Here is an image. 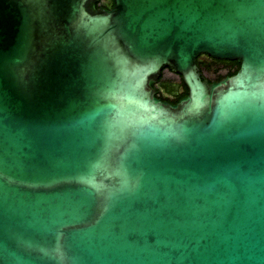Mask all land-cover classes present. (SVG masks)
<instances>
[{"label": "water", "instance_id": "95a60500", "mask_svg": "<svg viewBox=\"0 0 264 264\" xmlns=\"http://www.w3.org/2000/svg\"><path fill=\"white\" fill-rule=\"evenodd\" d=\"M99 1L0 0V264H264V0Z\"/></svg>", "mask_w": 264, "mask_h": 264}, {"label": "rangeland", "instance_id": "374dc122", "mask_svg": "<svg viewBox=\"0 0 264 264\" xmlns=\"http://www.w3.org/2000/svg\"><path fill=\"white\" fill-rule=\"evenodd\" d=\"M109 3H110L109 1L103 2V4H109ZM201 61L209 64L208 68L202 67V74L206 79L214 80L219 75H222L224 73V71L221 68H219L217 64H215L212 61H209L207 58H202ZM179 81L180 78L178 75L171 73L168 70H165L163 72V82L164 84H166V88L169 89L170 91L168 92L167 90L166 92V90L163 87H161L162 85L160 84L157 85V88L163 96L173 99L174 91L179 89Z\"/></svg>", "mask_w": 264, "mask_h": 264}, {"label": "trees", "instance_id": "16d2710c", "mask_svg": "<svg viewBox=\"0 0 264 264\" xmlns=\"http://www.w3.org/2000/svg\"><path fill=\"white\" fill-rule=\"evenodd\" d=\"M110 1V8H112V5H113V3H112V1L111 0H109ZM97 8H99V6L97 5ZM234 63V65H235V67H228L227 69H226V73L224 74V75H219L218 77H217V79L215 80V82H219V81H221L222 79H224V78H226V77H230V76H233L236 72H237V70H238V68H239V66H238V64L236 63V62H233ZM197 65L199 66V68H200V70H202V67H204V68H208L209 67V64L208 63H206V62H198L197 61ZM201 65V66H200ZM164 71V70H163ZM180 78V77H179ZM158 84H160V85H162L161 87H163L165 90H166V92H167V90H168V92L170 91L169 89H167L166 88V84H164V82H163V72H162V74H161V76L159 77V79H158ZM180 89V90H179ZM179 91L178 90H176V91H174V93H173V95H174V97H173V100H172V104H176L182 97H184L185 95H186V93H187V91H186V88L184 87V85L182 84V82H181V80L179 81Z\"/></svg>", "mask_w": 264, "mask_h": 264}, {"label": "flooded vegetation", "instance_id": "af4514ba", "mask_svg": "<svg viewBox=\"0 0 264 264\" xmlns=\"http://www.w3.org/2000/svg\"><path fill=\"white\" fill-rule=\"evenodd\" d=\"M107 1H109V0H100L98 3H97V5L99 6V8H104V9H106V10H110L111 8H110V3L109 4H103V2H107ZM110 2V1H109ZM202 58H207L209 61H212V62H214L215 64H217L218 65V67L219 68H221L223 71H224V73L222 74V75H224L225 73H226V69L228 68V67H235V65H234V63L233 62H230V61H226V60H214V59H212V58H209V57H207V56H204V55H202V56H200L198 59H197V61L198 62H201V59ZM201 66V65H200ZM200 69V68H199ZM165 70H167V69H164V71ZM163 71V72H164ZM200 72H201V74H202V70H200ZM202 76H203V74H202ZM204 77V76H203ZM205 78V77H204ZM206 79V78H205ZM217 79V78H216ZM216 79H214V80H209V81H214L215 82V80ZM208 80V79H207ZM157 97L158 98H160L161 100H163V101H168V102H172V100L173 99H170V98H168V97H165V96H163L162 94H161V92L159 91V93L157 94Z\"/></svg>", "mask_w": 264, "mask_h": 264}]
</instances>
